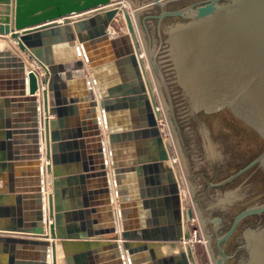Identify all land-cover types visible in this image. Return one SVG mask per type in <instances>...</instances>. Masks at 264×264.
Segmentation results:
<instances>
[{"label":"water","instance_id":"water-1","mask_svg":"<svg viewBox=\"0 0 264 264\" xmlns=\"http://www.w3.org/2000/svg\"><path fill=\"white\" fill-rule=\"evenodd\" d=\"M180 1L0 0V264H71L67 256L77 248L90 250L94 264H124L120 248L128 264H142L143 252L152 264H200L190 243L194 217L207 264L233 259L221 245L242 221L263 214L264 203L242 210L222 234L225 212L233 211L253 186L237 183L223 193L216 190L207 201L198 198L204 190L199 173L221 180L264 144V0H204L165 9ZM155 8L158 14H152ZM119 15L125 33L113 37L109 30L115 31ZM78 51L92 71L99 117ZM122 64L130 69V82L120 87L106 79V71ZM136 104L143 108V125L118 122L117 111ZM73 116L75 126H66V118ZM103 126L119 202L115 216L108 199ZM140 138L150 139L152 156L123 159L119 143ZM25 139L31 144L28 153L22 149ZM86 139L95 146L88 156ZM77 149H83L81 168L64 173V153L71 161L70 152ZM256 165L264 171V150L226 179L207 183L208 188H221ZM25 167L31 173L29 187L15 181ZM133 173L139 195L123 185ZM93 178H101V187L69 208L67 193L73 186L86 188ZM184 190L189 206L182 199ZM135 207H143L145 217L151 208L161 227L145 230L141 220H133ZM101 212L108 218L104 226L93 218ZM72 216L87 217L94 225L82 224L81 233L68 225L63 232L62 219ZM156 230L163 239H149ZM242 239L247 256L236 264H264V226L246 230ZM156 249L173 251L174 257L156 262Z\"/></svg>","mask_w":264,"mask_h":264},{"label":"crops","instance_id":"crops-1","mask_svg":"<svg viewBox=\"0 0 264 264\" xmlns=\"http://www.w3.org/2000/svg\"><path fill=\"white\" fill-rule=\"evenodd\" d=\"M118 29L113 31L112 29V33H110L109 30V34L113 37L119 36L121 34H124V23L123 20L121 18V16H117L113 22ZM27 29L24 30H19V31H15L14 33H21L22 31H25ZM10 35V34H9ZM9 35L4 36L6 39L9 38ZM13 43V42H12ZM14 45H16L15 43H13ZM75 46L79 47V45L77 44V42L75 41ZM79 55H78V59L81 60L84 64V73H85V77L86 79H88L91 84L93 83V75H92V71L91 68L89 66V64L86 62L83 54L81 53V51H78ZM36 68V66H34ZM39 72L41 73V71L39 70ZM105 73V71H104ZM110 74V75H109ZM130 69L128 67V65L126 64H122L120 65V67L114 66L112 68V71H106V79H110L111 82L115 81V83H117L120 87L123 86V84H128L130 82ZM110 77V78H109ZM74 82V80H69L67 83H71ZM73 87H71L72 89ZM76 89V88H75ZM92 90H93V96H94V102L97 103V106L95 107V114L96 117L100 116L101 110L99 109V98L97 96L96 93V89L94 87V85L92 84ZM124 91V90H122ZM36 97V103L38 102V94L35 95ZM24 108H22V115H25L24 112ZM85 111V109L81 108L79 109V113L82 115V113ZM118 116H117V120L118 122H122L127 124L129 127H134V128H139L143 125L144 121H145V116L143 113V108L139 107L137 104L134 105L133 108H126L123 109L121 108L119 111H117ZM27 114V113H26ZM49 120L54 119V116H49L48 118ZM76 123V117H68L66 118V126L68 127H72L75 126L74 124ZM100 125H102L100 123ZM104 125V124H103ZM38 133L41 131V129L37 128ZM39 135V134H38ZM107 132L106 129H104V126L102 129H100V137L102 140V147H103V154H104V163L106 165V181L108 183V185H110V195H109V201H110V207L112 208V212L114 213L115 216V211L118 209V198L115 195L114 192V187L112 185V170H110L109 168V163H108V140H107ZM86 141L85 144V153L88 155L91 154L93 148L95 147L93 143L89 142V139L84 140V142ZM41 141L39 139L38 141V150H39V160H37L40 164H41ZM152 145L150 144V139H138V140H131V141H121V143H119V150H120V154L122 155L123 159H132L134 161H138L139 158L144 159L146 157L152 156L151 151H153ZM31 148V144L30 141L28 140H24L23 141V145H22V149L24 153H28L29 150ZM83 149H77V150H72L70 153L72 154L71 157V161L68 158V151L66 153H64V160L66 161V165L61 164V168L63 169L62 171H64V167L67 166L65 168L64 173L66 172L67 168H68V173H75L78 170V168H81V154H82ZM75 153H77V155L79 156V160L80 162H78L76 160V155ZM93 157L95 158V155H93ZM97 158H95L94 160H96ZM67 173V172H66ZM18 174V175H17ZM15 175V181H17L16 183L19 185L21 183V185H23L22 187H24L25 185L27 187H29L32 181L31 178V173L28 167H25V169L21 172H18ZM131 175H134L133 177H129V178H125L123 185L126 188L127 192H131L136 190L137 195H139V189H138V184H137V180L138 177L133 173ZM154 176V174H153ZM142 177H144V175L142 174ZM48 179H50V176H48ZM101 178H93V179H89L90 184L86 185V188H82L81 186H73V188H71L72 193H67V197L64 200L65 203L67 202L69 208H74L77 207L78 205L82 204V202L84 201V198L86 197V195L88 193H95V191H97L100 187H101V183H100ZM144 180V178H143ZM0 187H1V182H0ZM25 187V188H27ZM49 190H50V185H49ZM71 194V195H70ZM86 194V195H85ZM99 198L101 197L100 195H96ZM95 196V197H96ZM97 202V201H96ZM186 204V203H185ZM5 208V207H4ZM25 210V209H23ZM143 207H135L134 208V221L135 220H141V222H138L139 225H142V227L145 230H148V232H150L151 230H155L161 227L162 223L158 222V220L155 221V219H158L156 217H154L151 214V208L147 209L148 211V217L144 216L145 211H143ZM140 214V215H139ZM139 215V216H138ZM87 217H76V216H72L70 217V219H68V217H65V219H62V226H63V232H67V227L68 225H75L77 227L78 230H74V233H81L80 231V226L82 224H84L85 226H87V224L89 225H94V221L91 219H86ZM93 218H95L97 225H105L108 223L107 221V217L105 213H100L99 216L94 215ZM115 223V234L119 237L121 234V228H120V223L119 221H117L116 219L114 220ZM107 237V236H106ZM149 239L155 240V239H163L162 237V232L160 230H156L155 233H150V235L148 236ZM122 241L119 240L117 241V244L121 246ZM203 244V242H202ZM121 257H122V262L124 264H128V256L126 255V252H124L121 248ZM107 253V252H106ZM93 253H91L90 250H84L82 248H77L75 249V252H71L69 254V257L71 259V264H94V257L92 256ZM140 256V261L142 262V264H152L150 255L148 252H143V253H139ZM174 257V253L173 251L170 252H166V251H161L160 249H156L154 250V258L156 262H162L166 259L169 260L170 258ZM199 257L196 255V259L199 262Z\"/></svg>","mask_w":264,"mask_h":264},{"label":"flooded vegetation","instance_id":"flooded-vegetation-1","mask_svg":"<svg viewBox=\"0 0 264 264\" xmlns=\"http://www.w3.org/2000/svg\"><path fill=\"white\" fill-rule=\"evenodd\" d=\"M188 0H183L177 3H171L169 5H167L165 7L166 10H176V9H180L183 8L185 6H191L197 3H200L204 0H193L192 3L190 4H185V2ZM173 6V7H172ZM159 13V9L155 8L154 11H152V14H158ZM166 23L170 24L172 22V19H166L165 20ZM155 24V22H154ZM196 116L193 117V119L195 120ZM188 136V135H187ZM189 145L193 146V143H188ZM264 150V144L262 145V148L257 147V149L252 150L251 153V157L247 158V160L245 162H243L240 166L237 167V169L232 172L231 174L225 175L223 178H221V180H211L209 175H206V172H200L199 176L202 178V183L204 184V190L202 192H200V194H198V198L199 199H205L207 201L212 200L213 196L216 195V190L220 191V193H223L227 190H229L233 185H236L237 183H240V185H243V183L245 182V185H252L253 186V190L250 192L249 194H247L246 196L242 197V199L238 200L237 202H235L233 204V211L231 210H227L224 214V220L226 219L227 221L223 222L222 225V234H225L227 232V230L229 229L230 223L231 221L234 219V217L239 214L242 210L248 208V207H252L255 205H260L264 203V171L259 168V166H254L252 167L250 170H248L247 172H245L243 175H241L240 177H238L237 179H235L234 181L230 182L229 184L215 189V188H208V184L207 183H218L224 179H226L227 177H229L230 175L236 173L237 171H239L240 169L244 168L246 165H248L250 162H252L254 159H256L258 157V155H260V153ZM221 167L225 168V163H221ZM251 186V187H252ZM257 186V187H256ZM260 187V188H259ZM203 201V200H202ZM262 226H264V213L261 215H257V216H252L249 217L247 219H245L244 221H242L236 231L234 232V234L232 235V237L225 243L222 244L221 247L223 248L224 252L230 256H234L232 260H230L228 263L226 264H236L238 263V261L240 260L241 256H247L245 250L242 247L241 244V240L243 237V234L246 230L248 229H254L256 230L257 228H261ZM222 236L221 234L219 235V237ZM214 247H215V237H214ZM242 249V250H241Z\"/></svg>","mask_w":264,"mask_h":264},{"label":"rangeland","instance_id":"rangeland-1","mask_svg":"<svg viewBox=\"0 0 264 264\" xmlns=\"http://www.w3.org/2000/svg\"><path fill=\"white\" fill-rule=\"evenodd\" d=\"M117 29H118V27L115 25V30H117ZM188 204H189V201H188ZM197 238H198V241H196V243H194L196 255L199 257L198 259H199L200 264H207L205 249H204L203 244H201V241H200V240H202L200 234L197 236Z\"/></svg>","mask_w":264,"mask_h":264},{"label":"built area","instance_id":"built-area-1","mask_svg":"<svg viewBox=\"0 0 264 264\" xmlns=\"http://www.w3.org/2000/svg\"><path fill=\"white\" fill-rule=\"evenodd\" d=\"M163 134H164V136L167 137V131H166L165 127L163 128ZM190 228H191V239H192V237L198 236L200 234L198 223H197V220L195 217L190 221Z\"/></svg>","mask_w":264,"mask_h":264},{"label":"bare ground","instance_id":"bare-ground-1","mask_svg":"<svg viewBox=\"0 0 264 264\" xmlns=\"http://www.w3.org/2000/svg\"><path fill=\"white\" fill-rule=\"evenodd\" d=\"M114 2H117V1H122V0H113ZM125 29V28H124ZM112 30L110 29V33H112L111 32ZM48 191H49V186H48ZM189 197H188V193H187V191L186 190H184L183 192H182V199H183V202L184 203H186V204H188V201H190L189 199H188ZM190 203V202H189ZM188 206H189V204H188ZM196 241H198V238H197V236H195V237H192V239L190 240V243L192 244V245H194V243H196ZM201 241V244H202V240H200Z\"/></svg>","mask_w":264,"mask_h":264}]
</instances>
